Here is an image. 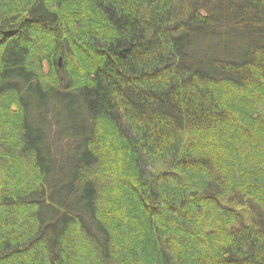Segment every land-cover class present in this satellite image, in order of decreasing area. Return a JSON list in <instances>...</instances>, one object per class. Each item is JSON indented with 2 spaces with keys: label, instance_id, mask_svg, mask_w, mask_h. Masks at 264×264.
<instances>
[{
  "label": "trees",
  "instance_id": "16d2710c",
  "mask_svg": "<svg viewBox=\"0 0 264 264\" xmlns=\"http://www.w3.org/2000/svg\"><path fill=\"white\" fill-rule=\"evenodd\" d=\"M21 1L0 264H264V0Z\"/></svg>",
  "mask_w": 264,
  "mask_h": 264
},
{
  "label": "rangeland",
  "instance_id": "374dc122",
  "mask_svg": "<svg viewBox=\"0 0 264 264\" xmlns=\"http://www.w3.org/2000/svg\"><path fill=\"white\" fill-rule=\"evenodd\" d=\"M29 1H31V0H29ZM19 3H22V1L20 0V2ZM29 3V2H28ZM20 5H22V4H20ZM19 5V6H20ZM46 54V53H45ZM44 54V56H43V58H46V57H48V54L47 55H45ZM57 59V61H56V65L58 66V69L59 70H62V71H64L65 72V70L66 69H68V67H70V64H72V60H71V58H69L68 56H66V57H61V56H57L56 57ZM53 61L52 62H49L48 60H43V62H42V70H44L45 71V74L48 76V77H51V78H53L54 77V75H55V72L57 71V69H55L56 68V66H55V62H54V59L53 58H51ZM51 61V60H50ZM50 63H52V64H50ZM53 67H52V66ZM72 66V65H71ZM65 67H66V69H65ZM68 74H70L69 73V70L68 71H66ZM60 73H61V71H60ZM63 74V73H62ZM71 74H72V71H71ZM64 75V74H63ZM74 75H75V73H74ZM77 76V75H76ZM47 77V78H48ZM63 77H65V75L63 76ZM50 78V79H51ZM79 80H80V78H79ZM54 134H51L50 135V137L52 136V139L51 140H53V138H54V136H53ZM71 143H73V139L72 138H70V137H68V138H64L63 139V141H62V143H57L56 145H61V147L62 146H64V145H69V144H71ZM67 147H69V146H67ZM118 156V155H117ZM115 158H117L116 156H115Z\"/></svg>",
  "mask_w": 264,
  "mask_h": 264
}]
</instances>
